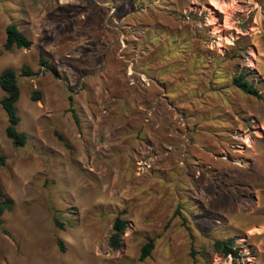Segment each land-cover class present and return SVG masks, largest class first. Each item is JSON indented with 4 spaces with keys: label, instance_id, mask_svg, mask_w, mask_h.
<instances>
[{
    "label": "rangeland",
    "instance_id": "obj_1",
    "mask_svg": "<svg viewBox=\"0 0 264 264\" xmlns=\"http://www.w3.org/2000/svg\"><path fill=\"white\" fill-rule=\"evenodd\" d=\"M10 23L30 48L3 51ZM25 65L0 264H264V99L233 84L264 98V0H0V74Z\"/></svg>",
    "mask_w": 264,
    "mask_h": 264
},
{
    "label": "trees",
    "instance_id": "obj_2",
    "mask_svg": "<svg viewBox=\"0 0 264 264\" xmlns=\"http://www.w3.org/2000/svg\"><path fill=\"white\" fill-rule=\"evenodd\" d=\"M32 46V41L25 35L24 31L20 28L17 23H10L6 28V40L3 46L4 52H12L14 49H24L30 48ZM42 63L46 64L47 61L42 59ZM35 71L29 66H23L20 71L13 68L4 69L0 74V88L5 93V96L0 100V105L6 111L9 118V125L6 128L7 137L13 141L16 147H24L28 143V136L25 133L18 131V126L21 122V117L18 112L17 103L21 97V90L19 87V79L24 77L35 76ZM233 84L241 89L244 93L249 94L253 97L263 100V96L260 91L250 82H248L244 75L233 78ZM39 92H34L32 99L34 101L40 98ZM78 123V121H77ZM0 161L4 162V157L0 156ZM0 202V233L7 234L4 230L3 225V215L7 210H11L14 201L7 197L2 191ZM55 223L60 230H63L66 226L64 221L59 218L55 219ZM128 221L121 218H116L113 225V234L111 236V245L113 247H119L121 242V234L126 231ZM234 238L227 240L217 239L214 241V249L223 256H231L234 260L239 257V252L234 247ZM60 249L65 251L64 244L61 240L57 241ZM155 249V240L153 238H148L147 242L143 245L140 253V261H144L151 257L152 252ZM192 255L195 252L192 251Z\"/></svg>",
    "mask_w": 264,
    "mask_h": 264
}]
</instances>
